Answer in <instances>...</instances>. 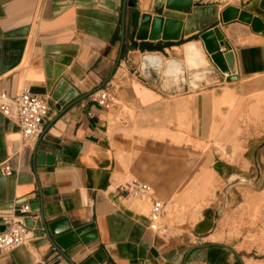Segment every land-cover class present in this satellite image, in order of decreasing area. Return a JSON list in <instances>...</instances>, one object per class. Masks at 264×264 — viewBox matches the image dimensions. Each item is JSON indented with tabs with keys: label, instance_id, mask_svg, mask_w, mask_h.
<instances>
[{
	"label": "crops",
	"instance_id": "crops-1",
	"mask_svg": "<svg viewBox=\"0 0 264 264\" xmlns=\"http://www.w3.org/2000/svg\"><path fill=\"white\" fill-rule=\"evenodd\" d=\"M193 1L189 11H160L182 21L168 39L136 37L151 0L126 5L121 42L123 0H0V93L28 87L49 103L40 134L26 144L0 110V164L12 168L0 169V231L3 215L23 203L32 209L29 242L0 250V264H264L262 253L209 238L217 211L241 203L244 190L264 188V131L233 136L223 150L212 136L241 95L264 88V0ZM229 5L251 21H224ZM212 27L234 72L224 73L205 49L200 33ZM104 87L109 100L100 104ZM206 169L222 194L185 234L150 229L145 211L118 189L135 179L152 188L150 201L165 202L201 183ZM50 222L93 223L84 233L96 237L57 248ZM204 242L212 244L197 247Z\"/></svg>",
	"mask_w": 264,
	"mask_h": 264
},
{
	"label": "rangeland",
	"instance_id": "rangeland-1",
	"mask_svg": "<svg viewBox=\"0 0 264 264\" xmlns=\"http://www.w3.org/2000/svg\"><path fill=\"white\" fill-rule=\"evenodd\" d=\"M236 2L238 0H216ZM264 131V88L252 89L240 96L235 110L229 115L223 130H214L213 144L217 149H224L225 142L231 137L249 136ZM236 139V138H235ZM233 151L236 147L233 146ZM201 181L193 186H186L170 200L163 201L164 212L155 219L156 232L162 234H185L200 219L207 206L218 199L220 182L209 171L205 170L198 177ZM154 194V193H153ZM153 195L132 197L131 201L141 207L149 216ZM242 202L235 207L220 209L215 217L218 220L216 233L211 240L236 242V248L255 251L264 255V188L256 191L250 189L242 193ZM142 202V205H141ZM218 232V233H217Z\"/></svg>",
	"mask_w": 264,
	"mask_h": 264
},
{
	"label": "built area",
	"instance_id": "built-area-1",
	"mask_svg": "<svg viewBox=\"0 0 264 264\" xmlns=\"http://www.w3.org/2000/svg\"><path fill=\"white\" fill-rule=\"evenodd\" d=\"M96 100L100 104H107L109 93L107 88L98 90ZM1 112L13 119L20 127L22 141L34 142L42 129V123L48 115L49 103L46 97L33 93L28 87L21 88L13 97L0 93ZM3 173H10L12 168L5 161L0 164ZM118 189L126 196L147 197L153 195L152 188L141 181L132 179L118 185ZM165 210V204L159 199H153L149 209V227L156 230L154 222ZM32 211L29 203L19 206L18 212L3 215L2 220L7 225L0 231V250L8 251L17 246L24 245L31 238V229L25 222V217ZM33 264H49L46 261H37Z\"/></svg>",
	"mask_w": 264,
	"mask_h": 264
},
{
	"label": "water",
	"instance_id": "water-1",
	"mask_svg": "<svg viewBox=\"0 0 264 264\" xmlns=\"http://www.w3.org/2000/svg\"><path fill=\"white\" fill-rule=\"evenodd\" d=\"M137 0H123L122 15H121V42L124 39V18L126 5L133 6ZM193 0H151L150 13H144L141 16L138 31L136 33L137 38L148 37L149 39H157L159 37L163 39L177 38L180 34L182 21L181 19L160 15V11L163 7L178 11H189L193 5ZM233 18H239L245 21H251L250 13L239 10L234 6H227L222 11V19L228 21ZM257 20L254 17L253 23ZM205 49L210 55L211 59L218 65V67L226 74L230 71L234 72L232 66L231 51L223 52L221 45L224 44L223 35L219 31L218 27H212L204 30L200 33ZM93 223L72 227L70 224L63 228L57 229L56 223L50 222L46 224L48 236L54 246L61 249H67L72 244L80 240L83 243H89L95 239V232L85 234L84 232L93 228ZM212 244L211 242H204L197 244V247H204ZM220 245L229 248L236 255L239 256L238 252L231 246L219 243ZM98 259V255L94 256ZM93 259H89L85 264H94Z\"/></svg>",
	"mask_w": 264,
	"mask_h": 264
},
{
	"label": "bare ground",
	"instance_id": "bare-ground-1",
	"mask_svg": "<svg viewBox=\"0 0 264 264\" xmlns=\"http://www.w3.org/2000/svg\"><path fill=\"white\" fill-rule=\"evenodd\" d=\"M131 204V203H130ZM132 205H135L134 203ZM141 205H142V202H141Z\"/></svg>",
	"mask_w": 264,
	"mask_h": 264
}]
</instances>
